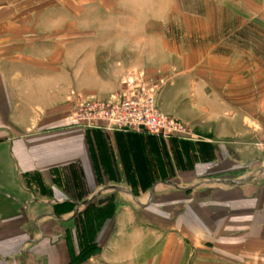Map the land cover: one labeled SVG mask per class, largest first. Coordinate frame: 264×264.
<instances>
[{"label":"crops","instance_id":"obj_1","mask_svg":"<svg viewBox=\"0 0 264 264\" xmlns=\"http://www.w3.org/2000/svg\"><path fill=\"white\" fill-rule=\"evenodd\" d=\"M253 1L246 16L184 13V71L172 81L183 79L190 106L169 111L197 128L189 142L77 125L78 100L118 97L140 80L128 71L150 66L153 77L156 60L105 57L128 44L78 38L97 31L74 26L79 9L64 0H0V264H264V151L254 147L264 113L220 86L264 72V0ZM163 43L153 45L169 55Z\"/></svg>","mask_w":264,"mask_h":264},{"label":"rangeland","instance_id":"obj_2","mask_svg":"<svg viewBox=\"0 0 264 264\" xmlns=\"http://www.w3.org/2000/svg\"><path fill=\"white\" fill-rule=\"evenodd\" d=\"M91 1L96 2V4H91ZM64 2L65 6L73 5L79 9V24L74 23V26L78 25L81 29L86 31L88 27H91L93 28L92 31H97V34L95 33L93 36H85L84 34L78 35V38H81V40L83 38H89L93 41L95 38L96 44L106 45L107 42L119 43L121 37L122 42L125 41L128 44L127 49H125L126 51L122 49L120 51V48L116 46L110 49H104L101 51L104 53V56L105 54L108 55V52L111 50V53L115 54L114 58L126 59L128 60V64L133 61L148 60L149 55L150 57L151 55L153 56L157 63V66L154 67L156 75L147 78L148 70L152 68L148 66L141 69L138 65H136V68L128 71V74L130 75L131 73V76L135 74L134 76L143 78V81L147 83L150 82L152 85L157 86L158 108L161 113L188 126L190 131L198 137L200 133L197 128L195 129L194 126L186 124L184 121L178 119L177 116L170 114L171 109L173 111L182 112L185 107L187 108L188 105L190 106L189 100L185 98L183 94L185 86L183 79L176 85H174V81H172L176 74L184 71V60L182 59L184 45V13L189 11L196 12L208 7L209 10H222L226 14H230L232 10L239 9L242 13L241 16H246L243 15V13L245 14L247 11L256 12L260 7V4L253 0H64ZM87 8L91 9L88 11ZM128 11L137 14V17L134 16L135 14H129ZM169 11L171 12L170 18L167 17ZM159 12H161L163 16L158 15ZM198 21V19L195 21L196 26L199 25ZM246 23L247 20L241 18V25ZM69 26L71 27L72 25L69 24ZM226 26L225 24V27ZM259 27L260 29H257L258 31L256 32L264 33L262 23ZM111 30H115V33H112ZM153 36L156 37L157 43L164 42L163 44L167 45V48L170 49L169 55L168 53L166 55V53H164L165 51L157 50L156 43L153 45L156 41L155 38L151 45H149L151 41L148 43L149 47L148 45H143V38L149 40L148 37ZM247 37V34H241V41L242 39L246 40ZM65 38L71 39V35ZM198 38L199 34L197 35L198 41L197 43L194 42V46H199L200 43ZM255 43H257L256 52L259 54V47H263V41H258L256 39ZM176 48L177 52L176 55H174L173 51H175ZM138 49H140V51ZM119 51L121 55H119ZM261 53H264V51H261ZM257 62L262 61L257 59ZM244 68L245 67H243V70L246 71ZM199 69V67L195 68V72L198 73ZM255 70L257 80L254 83L248 82V77L241 73L238 83L228 82L220 86L223 87V90L229 92L231 90H238L240 98L238 101L240 104L244 103L245 106L248 104L250 106L254 105L256 108H259L260 111L262 109L264 113V78L262 77L264 72L258 68ZM250 71H252V69H250ZM260 74L262 78L257 77V75ZM170 77L172 79H170ZM177 91H179V94ZM249 93L250 96L247 98V94ZM227 99L228 101H233L230 97H227ZM235 101L237 102V100ZM172 106H174V109ZM198 116L200 117V115ZM137 191L140 192L139 188ZM130 202L132 203V201ZM144 215L147 217L146 213H144ZM94 249L98 251L101 248L99 249L98 244H95Z\"/></svg>","mask_w":264,"mask_h":264},{"label":"built area","instance_id":"obj_3","mask_svg":"<svg viewBox=\"0 0 264 264\" xmlns=\"http://www.w3.org/2000/svg\"><path fill=\"white\" fill-rule=\"evenodd\" d=\"M140 78L134 86L109 101L80 99L72 109L77 125L87 129L103 128L111 132L138 133L164 140L194 142L188 126L165 116L158 108L157 86ZM254 147L264 151V134Z\"/></svg>","mask_w":264,"mask_h":264},{"label":"trees","instance_id":"obj_4","mask_svg":"<svg viewBox=\"0 0 264 264\" xmlns=\"http://www.w3.org/2000/svg\"><path fill=\"white\" fill-rule=\"evenodd\" d=\"M95 245H90V247L85 248L83 251H81L80 254V261H84L87 257L94 255L95 253H97L98 251L94 249Z\"/></svg>","mask_w":264,"mask_h":264},{"label":"water","instance_id":"obj_5","mask_svg":"<svg viewBox=\"0 0 264 264\" xmlns=\"http://www.w3.org/2000/svg\"><path fill=\"white\" fill-rule=\"evenodd\" d=\"M109 201V198L103 199L100 201V204H104L105 202Z\"/></svg>","mask_w":264,"mask_h":264}]
</instances>
